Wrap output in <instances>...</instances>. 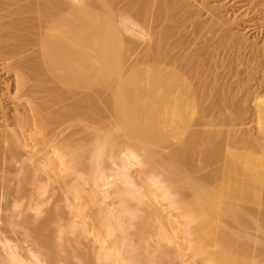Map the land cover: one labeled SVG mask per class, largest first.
Instances as JSON below:
<instances>
[{
	"label": "bare ground",
	"instance_id": "obj_1",
	"mask_svg": "<svg viewBox=\"0 0 264 264\" xmlns=\"http://www.w3.org/2000/svg\"><path fill=\"white\" fill-rule=\"evenodd\" d=\"M1 2L0 70L17 90L0 101L29 99L9 116L0 106V170L11 166L17 198L45 215L14 220L21 241L0 235V264H158L191 247L214 264L222 254L204 236L218 221L237 248L240 235L264 236V0ZM63 124L78 127L63 136ZM63 174L74 176L64 205L45 208ZM137 217L140 240L151 217L173 251L141 257L127 231Z\"/></svg>",
	"mask_w": 264,
	"mask_h": 264
},
{
	"label": "rangeland",
	"instance_id": "obj_2",
	"mask_svg": "<svg viewBox=\"0 0 264 264\" xmlns=\"http://www.w3.org/2000/svg\"><path fill=\"white\" fill-rule=\"evenodd\" d=\"M0 3L3 4V2H1V0H0ZM211 3H213V2L211 1ZM14 6H16V4H14V5L12 4L11 7H14ZM34 14L33 13L31 14L32 17L34 16ZM253 37H254V33L253 34H250L249 35V40H252ZM261 42H264V40L261 41ZM7 59H6V63H11V60L8 59V61H7ZM5 81L9 84V88H7L4 85V82ZM7 90H10L11 93H15V91L17 90V88L15 86V75H13L12 72H5V71L2 72L0 70V91H7ZM28 97H29V95H23L20 98H18V100L16 102H14L11 99L5 97V98H3V100H1L2 103L0 101V106H4V107L7 108V110H8V116L9 115H12L13 113H15L16 108H19L20 112H22L24 110L25 104H27V102H28V99H29ZM2 118L3 117H2V115L0 113V122H2ZM250 124H251V122H250ZM63 126H64V129H63ZM246 126L249 127L248 124H246ZM77 127H78L77 125L68 127V126H65V124H63L60 128L63 129L62 135L64 136L65 134L68 135V133L72 132V128H75L76 129ZM196 127H201V126L197 125ZM251 127H253V130H256L255 129V125L254 126H251ZM66 131H69V132H66ZM113 131H115V130H113ZM79 135H81V136L84 135V132L83 133H80ZM85 143L86 144H89L90 141L89 142H85V141L83 142L82 141L80 144H85ZM74 149L76 150V148H74ZM62 153L63 154H66L65 151L64 152L62 151ZM76 156H77V158L79 160L86 161V156H85V154L83 152H81V151L77 152ZM5 167L7 168V166H5ZM6 168H4L5 171L4 170L2 171V169L0 170V174L2 175L0 177V232H1L0 235H1V237L3 236V238L9 237V239H11V240H13V239L15 240V239H17L20 236L21 239L18 238V240L21 241L22 240V237L25 234L24 233V230H25L24 228L25 227H23V224L19 225V223H18V225H15L13 223L14 220L15 221H18V222H22L23 219L25 218L24 216H30L31 214H33V216H34L33 217V220L35 221L36 219H38V221H40L43 218V216L45 215V212H43L42 215H40L41 217L37 216L38 218H36L35 217V214H36L35 212L36 211H34L33 208L32 209L29 208L28 205H27V203L29 202L28 201L29 200L28 199L29 197L23 196V197L17 198V194H16V186H17L16 171L13 170V169H11V166H9L7 169ZM207 169H209V168H206V170ZM63 175H65V174H63ZM65 176H66V179H64V180H62V178L60 179V178L57 177L58 180H52L51 181L50 188L49 189L51 190L50 192H54V195L52 196L50 203H48L47 205H45V208H49V207L53 206L54 204H58L60 206L64 205V201L60 199V195L61 194L63 195V192L66 191L67 189L66 188H63V186H64V184H68L67 185L68 187H71V186L74 185L73 184L74 183L73 182V178H72L73 174L72 175L71 174L70 175H65ZM68 176H70V177H68ZM68 179H69V181H68ZM64 181H65V183H64ZM129 200H131L129 202V204L132 203L131 206L132 207L133 206L135 207V204L137 203L136 202L137 199L132 198V197H129ZM16 202L21 203V206L20 207H17L15 205ZM116 203L119 204L118 201ZM157 204L159 205L160 203H157ZM118 206L120 207V205H118ZM119 207L118 208L116 207V208L119 209ZM19 208L22 209L23 214H21L20 216H17L16 217V215H18L17 214V210H20ZM98 209H99V206L98 205H94L92 203H89V206L86 208V211L90 212V216L91 215L96 216V215H98L100 213L99 212L100 209L99 210ZM94 212H96V213L94 214ZM28 214H30V215H28ZM141 214H145V213L144 212H141ZM198 216L199 217L196 220V224H198V223H200V222H202L204 220H208V219H209V221H212V222L218 221L214 217L207 219L203 215H201V216L198 215ZM141 220H142L141 217H137L135 219L132 218V221H133L134 224L133 225L132 224L129 225L130 228H129V230H127V231H129L128 232V235H130L132 237L131 239L133 240V243L135 244V247L138 250V253L140 254L141 257L147 258V257H150L151 256V257H155V258H160L162 256L161 255V253H162L161 251H167V252L168 251L169 252L170 251H173V250H171V247H169V246H172V244L168 245L167 242H164V241H161L160 240L158 224L151 217H148L149 226H148L147 231L144 233V239H141L140 240L139 239V236L137 234V230H138L137 227H138L139 224H141ZM225 220L228 222L227 219H225ZM225 220L224 221H221V222L218 221L220 227L223 226V225H226L227 222ZM35 222H37V220ZM126 224H128V223H126ZM127 227H128V225H127ZM220 227L219 228H216L217 234H216V232H213L212 229L210 228L208 233H209V235H212V236H209L208 237L207 234L204 236L205 241H206L207 244L211 242L210 243L211 245L208 244L209 246L207 245V247H206V249L209 250L211 254L213 253V255L216 256V257H219L220 256V253H217V252H221V254H222L221 256H223V257L225 255L223 253H226V255L229 254L230 257L233 256V255H236L238 257V259H239V264H244L245 262H246L245 264H247V260L250 262V259H252L251 262H250L251 264H259V263L260 264H263L264 263V257L263 258L261 257V255L264 256V254H263L264 253V246L262 245L263 247H261V243H259V244H257V242L254 243V241H255L254 239H256V241H258L259 238H260L259 240L264 243V236L263 235L261 236V234L259 233V235L261 237L259 236L258 239L257 238H254L253 239V237H255V236H253V237L251 236V238L254 241L249 236H247V235H243L245 237V239H244V237L242 235H240V237L238 236V240L236 239L237 237L234 238V239L237 240V241L236 240L235 241H236V243H238V245L241 242L242 243L244 242L246 244V245L243 246L244 249H241V248H243V247H241L242 243L240 244V246L238 248H237L236 245L233 246L232 245L234 243V242L232 243L233 240L230 241L231 240V237H227V242L230 241L231 246H233L234 249L237 248L236 251L234 250L235 252L233 251V248H232V250L229 249L230 251L227 252V250L223 249V246L222 245H226L229 242L228 243L225 242L226 236H224L225 237L224 239H222L223 237L220 236V234H219ZM249 230H250V232L253 231L251 233L257 234V233H255L257 231L255 228H253V229L251 228ZM215 235H216V237H215ZM257 236H258V234H257ZM192 238H193V245H197L198 242H199V239L201 238V235L194 234L192 236ZM228 238H230V239H228ZM208 239L210 240V242H208ZM212 239H214L215 241L212 240ZM218 243L221 244V245H219ZM212 244H214V247L212 246ZM1 245H0V248L2 247ZM217 245H219L221 247H218ZM246 246H247V248H246ZM217 248L220 249V250H217ZM223 250H225L226 252L223 251ZM192 252H193V248L192 247L189 248L188 250H179L178 253H181V255H171L172 257H169L168 256V259H170L169 262L163 263V261L160 260L158 264H181L180 263V260H183V259L186 260V262L184 264H199V263L202 264V262L200 261V258L199 257H195ZM215 252L217 253V255H216ZM165 253L166 252H163V254H165ZM172 253L173 254H177V253H174V252H172ZM247 253H249V255ZM256 253H257V256H255ZM250 255H252L253 257L250 256ZM220 257H219V259H220ZM223 257H221L222 260L220 259V261H219V259L215 260V263L214 264H218V263L219 264H222V263L225 264L224 261H225V259L227 257H224L225 259ZM245 259H247V260H245ZM255 260H257V261L260 260V261L257 262ZM226 263H227V260H226ZM99 264H103V263H100L99 262ZM104 264H107V263L105 262Z\"/></svg>",
	"mask_w": 264,
	"mask_h": 264
}]
</instances>
